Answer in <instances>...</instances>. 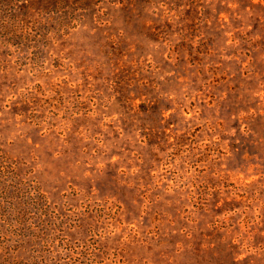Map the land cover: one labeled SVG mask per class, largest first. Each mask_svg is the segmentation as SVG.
Segmentation results:
<instances>
[{
  "label": "rangeland",
  "instance_id": "rangeland-1",
  "mask_svg": "<svg viewBox=\"0 0 264 264\" xmlns=\"http://www.w3.org/2000/svg\"><path fill=\"white\" fill-rule=\"evenodd\" d=\"M0 151L46 199L0 198V262L262 245L264 0H0Z\"/></svg>",
  "mask_w": 264,
  "mask_h": 264
},
{
  "label": "trees",
  "instance_id": "trees-1",
  "mask_svg": "<svg viewBox=\"0 0 264 264\" xmlns=\"http://www.w3.org/2000/svg\"><path fill=\"white\" fill-rule=\"evenodd\" d=\"M15 159L17 158L5 156L0 151V180L6 178L11 181L19 180L16 190L7 189L5 190L7 194L2 195L0 198L6 196V198L13 200L15 196L18 197L17 193L21 191L23 193V203L27 202L28 205L39 206V202L46 203L45 196L38 186L20 180L19 165H21V162ZM4 210L9 212L12 211V208L0 204V215H3L1 212ZM3 224H6V221L0 220V236H4L1 232ZM229 233L230 231L226 228L212 224V226L204 228L198 237L182 241L158 240L155 242L154 248L155 259L150 261L152 264H264V243L260 245L261 242H259V245L248 249L246 247L252 245V243L249 241L245 243L238 238L235 239ZM22 246L23 241H18L17 248L14 251ZM3 247L4 245L0 244V251ZM171 248L175 249L170 254L169 250ZM0 264H11V262L1 261Z\"/></svg>",
  "mask_w": 264,
  "mask_h": 264
}]
</instances>
